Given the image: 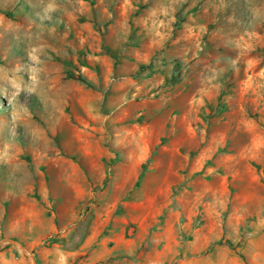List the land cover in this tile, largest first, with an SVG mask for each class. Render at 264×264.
I'll list each match as a JSON object with an SVG mask.
<instances>
[{
	"label": "rangeland",
	"instance_id": "374dc122",
	"mask_svg": "<svg viewBox=\"0 0 264 264\" xmlns=\"http://www.w3.org/2000/svg\"><path fill=\"white\" fill-rule=\"evenodd\" d=\"M0 264H264V0H0Z\"/></svg>",
	"mask_w": 264,
	"mask_h": 264
},
{
	"label": "trees",
	"instance_id": "16d2710c",
	"mask_svg": "<svg viewBox=\"0 0 264 264\" xmlns=\"http://www.w3.org/2000/svg\"><path fill=\"white\" fill-rule=\"evenodd\" d=\"M78 79H79L80 81H83V82H87V83H89V81H86V79H84L83 76H79Z\"/></svg>",
	"mask_w": 264,
	"mask_h": 264
}]
</instances>
